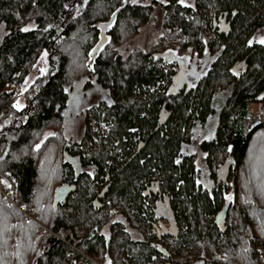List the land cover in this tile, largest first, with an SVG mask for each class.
Here are the masks:
<instances>
[{"label": "trees", "instance_id": "obj_1", "mask_svg": "<svg viewBox=\"0 0 264 264\" xmlns=\"http://www.w3.org/2000/svg\"><path fill=\"white\" fill-rule=\"evenodd\" d=\"M155 5L162 34L184 38L203 68L159 50L162 34L129 45ZM42 50L47 69L17 108L14 87ZM251 103L264 109V0H0V182L38 221L0 200V264H93L97 247L107 257L113 207L143 234L115 243L132 264L190 247L172 264H257L264 168L253 162L264 159V123ZM215 114L213 134L197 139ZM67 116L80 119L78 138L65 137ZM229 156L236 165L218 190L196 184ZM163 195L177 232L164 234L162 257L149 243Z\"/></svg>", "mask_w": 264, "mask_h": 264}, {"label": "rangeland", "instance_id": "obj_2", "mask_svg": "<svg viewBox=\"0 0 264 264\" xmlns=\"http://www.w3.org/2000/svg\"><path fill=\"white\" fill-rule=\"evenodd\" d=\"M149 1V0H147ZM163 1V0H160ZM181 3L185 4V5H192L193 4V0H180ZM162 20H163V10L159 5H155L153 10L151 11V15H150V19L147 21L146 24L142 25L140 27L139 33L137 36H135L132 41H130V46L133 47L135 44H141V43H152L153 41L158 40V37L162 34ZM123 29H126V26H122ZM164 33V32H163ZM164 34H162V40H163V46L158 47L159 50H163V52H167L168 50L170 52H172V54L174 53L175 55L179 56L180 58H184L187 64L192 65V62L194 60V63L196 64L197 67H204L205 63H202V61L200 60L202 55H199L200 57L197 59H193L195 56L196 51L192 50L191 48H186L183 49L179 43L181 42L182 38L180 35L178 34H174V35H170V34H166L164 35L165 37H163ZM160 40V41H162ZM183 42V41H182ZM163 64H165L163 62ZM47 69V52L46 50H42L39 53L38 58L35 60V62L31 65V67L29 68V71L27 73V75L25 76V78L23 79V81L21 82V84L19 86L14 87L15 88V92L17 94V98L15 101V106L17 108H21L23 107L25 101H24V91L28 88V86L33 82V80L43 74ZM175 69V66H174ZM206 69V68H205ZM203 72V71H202ZM222 83L226 82V78L221 79ZM70 108L72 106H69ZM251 108L252 111H259V121L264 123V109L260 110V105L259 103H251ZM216 124H217V116L215 114V116L213 115L212 117H209L208 123L206 124L205 128L202 127H198L197 131L195 132L197 139L203 136L206 137H210V135L213 134L214 132V128H216ZM63 128H64V135H66L65 137L68 136V134H73L75 136V138L79 137V133H80V119L79 118H74L72 116H67L65 119V122L63 124ZM48 134H52L51 129H49V131H47ZM95 150V147L93 148V151ZM92 151V152H93ZM224 160V159H223ZM258 160V159H257ZM253 162V165L255 167H258L259 169L262 167L264 168V159L258 160V162ZM260 161V162H259ZM249 163V162H248ZM247 163V164H248ZM243 175V174H242ZM245 179V178H244ZM264 196V195H263ZM262 197V196H261ZM264 199V197H263ZM258 202V200H257ZM112 212H114L113 217L110 219V223H113L114 226V230H111V236L108 234V240L113 238L115 240V242L112 243V248H110L107 253L108 256L105 257L104 255H106V253H102L101 249L99 247L96 248V252L95 254L97 256H95V258H92L88 255V257L86 258H90V262L93 264H114L118 262H120V264H132V260L129 258V253H123L120 254V250L116 249L115 246L117 242H125L124 240H126V236H129V238H141L143 234L137 232V230L134 231L133 227H136V223H134V225H130V223H128V220L124 217V215L117 210L116 207H113ZM46 229L48 228V225H46ZM108 224H106L102 231L104 233H109L108 228H107ZM50 228V227H49ZM80 233H82L80 231ZM69 234L68 231L63 232V235H67ZM252 231L248 230V235L247 236H251ZM203 235L200 236V239L196 242V244H193V247L196 249L197 251V247H200L203 245L204 241H203ZM65 237V236H63ZM73 248V247H72ZM191 248H184L185 250L182 251V253H179L177 255L174 256L172 261H168V260H163V264H172V263H178L180 261H177L178 259H180V255L184 256V258H188L189 255V251H191ZM190 249V250H189ZM192 249V250H195ZM255 250L257 251V258H258V263L257 264H264V247L261 246H256ZM78 251L80 253H82V249H80V247L78 248ZM119 251V252H118ZM194 251V252H196ZM191 253V252H190ZM84 255V254H83ZM86 255V254H85ZM179 255V256H178ZM87 256V255H86ZM80 263V262H78ZM155 262H151L150 264H153ZM156 263H158V261H156ZM248 264V263H245Z\"/></svg>", "mask_w": 264, "mask_h": 264}, {"label": "flooded vegetation", "instance_id": "obj_3", "mask_svg": "<svg viewBox=\"0 0 264 264\" xmlns=\"http://www.w3.org/2000/svg\"><path fill=\"white\" fill-rule=\"evenodd\" d=\"M223 20L218 19V22L214 23L215 27H218V31H222L225 28L226 18ZM220 28V29H219ZM197 185H201L203 189L212 193L214 190H218L220 184L216 183L215 177L212 179L210 174L204 172L200 179L196 181ZM157 211L160 213V219L150 221V230L154 234V240L150 241L149 246L154 247L157 251H161V256L163 257V240L164 234L177 232L176 221L174 220L173 213L170 208L169 201L165 195L163 199H159L156 202ZM167 214H170L167 216ZM165 256L167 253H164Z\"/></svg>", "mask_w": 264, "mask_h": 264}, {"label": "built area", "instance_id": "obj_4", "mask_svg": "<svg viewBox=\"0 0 264 264\" xmlns=\"http://www.w3.org/2000/svg\"><path fill=\"white\" fill-rule=\"evenodd\" d=\"M0 200L4 201L9 207H16L18 210L22 211L26 216L32 220V222L38 223L37 215L34 212V209L31 208L29 203L20 204L17 203V193L15 190H6L0 182ZM27 206V208H25ZM25 210V211H23ZM65 264H75L73 259H69Z\"/></svg>", "mask_w": 264, "mask_h": 264}, {"label": "water", "instance_id": "obj_5", "mask_svg": "<svg viewBox=\"0 0 264 264\" xmlns=\"http://www.w3.org/2000/svg\"><path fill=\"white\" fill-rule=\"evenodd\" d=\"M236 163L235 160L232 156L227 157L223 163L219 164L218 168L216 169V179L218 182H223L226 183L228 174L230 172V169L235 167ZM106 189H103L95 198L92 203L94 204L95 207H99L101 204L99 203V198H101L104 194ZM60 190L55 191V195H58ZM61 193V192H60Z\"/></svg>", "mask_w": 264, "mask_h": 264}, {"label": "bare ground", "instance_id": "obj_6", "mask_svg": "<svg viewBox=\"0 0 264 264\" xmlns=\"http://www.w3.org/2000/svg\"><path fill=\"white\" fill-rule=\"evenodd\" d=\"M223 163V162H222ZM219 166V165H218ZM218 168V167H217ZM216 168V169H217ZM233 168V167H232ZM228 176H229V174H228ZM228 178V177H227ZM215 179H216V172H215ZM227 182V181H226ZM216 183H222V184H225V183H223V182H218L217 181V179H216ZM6 190H8V189H6ZM17 199H18V197H17ZM92 203V202H91ZM93 204V203H92ZM30 206H31V208L33 209V207H32V204L30 203ZM93 206H94V204H93ZM228 206V203L225 205V207H227ZM95 207V206H94ZM20 211V210H19ZM23 211H25V210H23ZM22 212V211H21ZM23 213V212H22ZM23 215H24V218H26V219H28V220H31L30 218H29V216H26L24 213H23ZM32 221V220H31Z\"/></svg>", "mask_w": 264, "mask_h": 264}]
</instances>
